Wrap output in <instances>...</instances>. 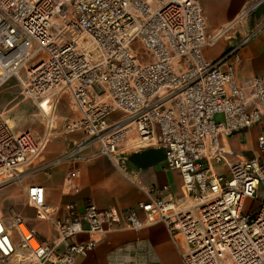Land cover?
Returning a JSON list of instances; mask_svg holds the SVG:
<instances>
[{"label":"built area","instance_id":"built-area-1","mask_svg":"<svg viewBox=\"0 0 264 264\" xmlns=\"http://www.w3.org/2000/svg\"><path fill=\"white\" fill-rule=\"evenodd\" d=\"M261 4H246L240 18ZM229 27L210 32L196 0H0V86L15 77L44 123L36 137L13 131L0 114V183L36 169L65 95L78 111L66 129L81 137L46 167L88 150L128 175V153L159 148L183 185L167 198L149 186L146 200L121 210L69 203L61 215L41 185H29L27 203L55 237L41 238L19 214H0V264H74L104 234L156 223L183 264H264V76L236 74L238 51L261 24L209 59L205 49ZM253 126L257 153L232 177L216 173L231 152L225 137Z\"/></svg>","mask_w":264,"mask_h":264},{"label":"crops","instance_id":"crops-1","mask_svg":"<svg viewBox=\"0 0 264 264\" xmlns=\"http://www.w3.org/2000/svg\"><path fill=\"white\" fill-rule=\"evenodd\" d=\"M196 1L201 7L210 32L230 25L226 36L205 49V55L209 59L218 58L228 46L237 43L247 32L253 31L261 24L251 39L239 49L236 74L239 78L264 76V10L258 16L240 18L244 6L256 0ZM258 132V126H253L227 135L222 144L231 152L224 153L222 160L213 165L216 173L226 178L236 175L241 170L245 158L257 153ZM56 136L44 147L34 170V177L22 181L21 186L25 190L29 185H41L45 201L57 211V215H61L69 203L82 208L88 199L98 208L121 210L146 200L144 190L149 186H155L157 195L166 198L183 193L179 171L165 169L163 158L145 164H136L130 159L131 153L145 149L128 153V175L123 174L107 157L93 156L88 150L80 152L83 159H65L46 167L45 163L64 154L81 137L77 138V135L71 134ZM29 219L31 222L28 223L41 238L50 241L55 237L49 221L31 217ZM79 238L85 236L79 235ZM162 244L175 248L162 223L148 225L138 231H111L104 234L86 256L77 257L74 264H162ZM176 252L179 256L177 250Z\"/></svg>","mask_w":264,"mask_h":264},{"label":"rangeland","instance_id":"rangeland-1","mask_svg":"<svg viewBox=\"0 0 264 264\" xmlns=\"http://www.w3.org/2000/svg\"><path fill=\"white\" fill-rule=\"evenodd\" d=\"M253 15L255 14L246 15L243 19H248ZM227 34L228 33L225 32L219 39H222ZM20 92V84L15 77H11L7 82L0 86V114L3 120L6 121L7 125L14 131L29 129L36 137H40L44 132V123L41 115L28 100L23 98ZM118 115V112H114L111 115V118H115ZM77 117L78 111L70 102L68 96L64 95L58 106L52 129L53 134L57 135L56 137L64 134H71L74 136L77 135V138H79L81 136L79 130L66 129V125L71 123ZM221 117V114H216L215 116L217 120H220ZM53 139H55V136H52L47 143ZM41 155L35 159L33 166L37 165ZM31 168V165L23 168L20 177L17 179L0 183V214L4 218L9 219L12 214H19L29 223L31 222L29 217L36 219L35 209L28 205L25 190L21 186L22 181H28L34 177L35 173ZM250 208L251 199H247L243 210L247 212ZM160 249L163 255L162 264H182L175 248L160 245Z\"/></svg>","mask_w":264,"mask_h":264},{"label":"water","instance_id":"water-1","mask_svg":"<svg viewBox=\"0 0 264 264\" xmlns=\"http://www.w3.org/2000/svg\"><path fill=\"white\" fill-rule=\"evenodd\" d=\"M262 10H264V4L256 8L254 11L255 16H258ZM160 158H164V152L159 148H149L130 155V159L136 164H145L149 161L159 160Z\"/></svg>","mask_w":264,"mask_h":264},{"label":"trees","instance_id":"trees-1","mask_svg":"<svg viewBox=\"0 0 264 264\" xmlns=\"http://www.w3.org/2000/svg\"><path fill=\"white\" fill-rule=\"evenodd\" d=\"M131 154H132V153H131ZM131 154H130V155H131ZM130 155H129V156H130Z\"/></svg>","mask_w":264,"mask_h":264}]
</instances>
